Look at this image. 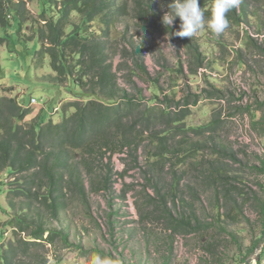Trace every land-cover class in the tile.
<instances>
[{"label": "rangeland", "instance_id": "1", "mask_svg": "<svg viewBox=\"0 0 264 264\" xmlns=\"http://www.w3.org/2000/svg\"><path fill=\"white\" fill-rule=\"evenodd\" d=\"M122 1L123 13L103 38L116 74L111 100L79 81L75 55L67 58L66 79L36 55L38 28L54 13H45L43 0L25 1L20 21L9 16L0 27V97L27 110L23 129L39 116L60 122L74 111L71 103L89 100H133L119 127L136 124L122 151L115 128L105 140L63 149L69 168L53 194L61 202L56 212L41 197L40 171L56 147L41 146L29 171H0V244L14 239L16 215L67 233L69 246L58 238L18 251L14 264H32L33 254L46 264H88L96 252L116 264H264V0H241L239 20L229 19L224 33L204 28L188 42L172 35L179 17L163 23L169 0ZM141 64L146 73L137 70ZM29 96L42 102L30 105ZM151 131L166 136L160 142ZM107 141L116 149L110 159L100 148ZM23 183L31 185L29 197L9 192Z\"/></svg>", "mask_w": 264, "mask_h": 264}, {"label": "trees", "instance_id": "2", "mask_svg": "<svg viewBox=\"0 0 264 264\" xmlns=\"http://www.w3.org/2000/svg\"><path fill=\"white\" fill-rule=\"evenodd\" d=\"M25 1L30 0H0V27L7 26L9 16L20 21ZM43 2L45 13L48 14L52 10L54 13L50 18H44L43 25L38 28L41 47L36 51V55L39 58L47 56L51 70L55 73V77L60 79L68 77L70 70L67 67V58L75 55L77 64L82 70L79 81L86 78L85 82L91 83L94 89L108 99H114V90L117 88L116 74L113 71L112 62L107 57L105 46L107 41H103V38L109 36V27L123 13L126 2L122 0H43ZM199 3L207 16L212 0H199ZM138 6L140 9L137 11L138 18L147 16V10ZM73 13L78 23L71 19L70 15ZM238 14L239 11L234 8L228 14V18L237 21ZM96 19L101 24L99 30L94 29ZM153 24L161 25L156 22ZM68 27L71 29L66 31ZM187 38L184 37L181 40L188 42ZM136 68L139 72L146 73L142 64L136 65ZM133 102L131 99L114 105L93 100L83 104L74 102L71 103L75 107L74 111L65 116L62 121L42 123L44 118L39 116L37 120L34 119L28 123L26 129H23V125L19 122L24 119L27 110L23 109L13 97H0V171H5V177L21 171H29L36 167L37 154L41 153L39 151L41 146H51L52 149L56 147V151L46 152V156L49 155L47 158L53 157V159L48 163L49 165L44 164L40 171L43 173V178H46L45 183H42L45 195L41 197L47 202V206L52 207L51 210L58 211L61 202L58 201V195L53 194L60 190L59 181L64 178L65 169L69 168L63 149H82L83 144L95 143L93 139H98V142L105 140L111 128H115L116 134L120 133L123 138L119 151H122L124 146L130 147L131 141L127 139L131 137V129L135 128L136 124L130 125L125 130L119 127V124L133 107ZM65 107L66 105L64 110ZM142 118L145 119L144 121H149L150 113H143ZM177 120L175 117L172 121ZM150 128L147 127V130ZM158 135V132L151 131V138H157ZM165 136L166 134L159 136L158 140L162 142ZM108 146L107 141L101 143L100 148L104 150V153H108L110 159V154H113L116 149ZM41 187V184L37 185L39 190ZM31 190L30 184L23 183L22 188H15L9 192L12 195L18 193L29 197L32 194ZM82 190L83 187H77L78 193ZM23 215H26V211ZM11 219H13L11 226L15 237L5 245L0 244V264H14L18 251L26 252L35 247L44 246V243L54 244L58 238L65 246H69L68 235L63 231H48L40 222H31L22 216L12 215ZM22 233L25 234L24 237L19 236ZM34 256L36 255H32V264H46L43 255L40 260Z\"/></svg>", "mask_w": 264, "mask_h": 264}, {"label": "clouds", "instance_id": "3", "mask_svg": "<svg viewBox=\"0 0 264 264\" xmlns=\"http://www.w3.org/2000/svg\"><path fill=\"white\" fill-rule=\"evenodd\" d=\"M240 3L241 0H212L209 14L206 16L199 0H171L163 23L171 26L175 18L179 17L181 21L179 30L172 35L181 38H192L204 28L215 35H220L230 26L228 14ZM88 264H116V261L112 257L96 252L89 254Z\"/></svg>", "mask_w": 264, "mask_h": 264}, {"label": "built area", "instance_id": "4", "mask_svg": "<svg viewBox=\"0 0 264 264\" xmlns=\"http://www.w3.org/2000/svg\"><path fill=\"white\" fill-rule=\"evenodd\" d=\"M41 100H42V99H39V98H37V97H35V96H30V98H29V104H30V105H33V104H39V103L42 102Z\"/></svg>", "mask_w": 264, "mask_h": 264}]
</instances>
